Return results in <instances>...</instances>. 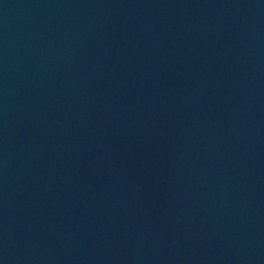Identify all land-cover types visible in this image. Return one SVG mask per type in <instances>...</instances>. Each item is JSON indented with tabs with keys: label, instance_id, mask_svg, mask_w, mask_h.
Here are the masks:
<instances>
[{
	"label": "water",
	"instance_id": "obj_1",
	"mask_svg": "<svg viewBox=\"0 0 264 264\" xmlns=\"http://www.w3.org/2000/svg\"><path fill=\"white\" fill-rule=\"evenodd\" d=\"M0 264H264V0H0Z\"/></svg>",
	"mask_w": 264,
	"mask_h": 264
}]
</instances>
